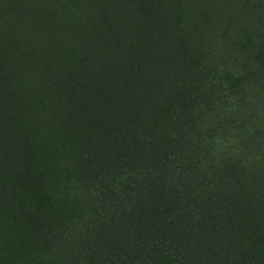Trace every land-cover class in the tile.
I'll use <instances>...</instances> for the list:
<instances>
[{"label":"trees","instance_id":"trees-1","mask_svg":"<svg viewBox=\"0 0 264 264\" xmlns=\"http://www.w3.org/2000/svg\"><path fill=\"white\" fill-rule=\"evenodd\" d=\"M0 264H264V0H0Z\"/></svg>","mask_w":264,"mask_h":264}]
</instances>
